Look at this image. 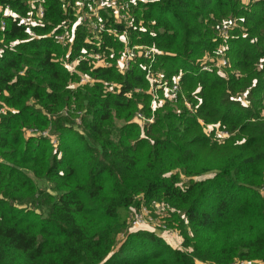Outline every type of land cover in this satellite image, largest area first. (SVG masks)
Listing matches in <instances>:
<instances>
[{
	"label": "trees",
	"instance_id": "trees-1",
	"mask_svg": "<svg viewBox=\"0 0 264 264\" xmlns=\"http://www.w3.org/2000/svg\"><path fill=\"white\" fill-rule=\"evenodd\" d=\"M75 1L43 0L38 16L28 0H0V264H264V0H133L130 22L107 18L157 47L154 72L179 75L192 106L160 91L141 129L147 59L119 70L123 42L105 31L86 41ZM72 26L68 51L55 34ZM81 48L111 63L84 58L68 70ZM206 123L230 135L213 138ZM206 152L219 160L204 165ZM140 199L162 203L179 245L123 231L120 210Z\"/></svg>",
	"mask_w": 264,
	"mask_h": 264
},
{
	"label": "built area",
	"instance_id": "built-area-1",
	"mask_svg": "<svg viewBox=\"0 0 264 264\" xmlns=\"http://www.w3.org/2000/svg\"><path fill=\"white\" fill-rule=\"evenodd\" d=\"M133 0H76L74 13L77 16L74 24L83 22L87 25L89 30V35H86L85 40L88 42L99 44L100 32H109L116 35L123 42V49L121 54L117 57L116 66L119 70H124L127 68L131 61L135 60L137 57L142 56L147 59V62L143 65L145 67V77L149 80V86L147 91L150 94L149 106L151 109V114L146 116L141 111L136 112V119L141 122H148L153 120V110L155 106L161 103L160 91L163 95L170 99H175L183 94L181 93L180 87V77L175 75L171 80L164 78L159 72H154L152 64L158 53L157 47L154 45H148L143 43H134L130 40L127 29L118 30L117 28L107 24V18L110 17L112 20L120 22L129 20L128 9L130 3ZM30 6L34 7V12L36 15L41 16L44 12L43 0H28ZM102 11L107 12V16H102ZM9 11V6L6 4L4 7V12ZM33 11V10H32ZM4 25V20L0 18V26ZM74 25V26H75ZM74 26L70 30L65 29L63 32H57L55 37L64 42L68 43V51L70 50L72 40L74 37ZM31 36H38L35 32H31ZM114 51L110 52L109 55L112 56ZM91 58L95 64H110L111 61L107 60V56L101 51H92L85 48H81V53L74 57L71 61L64 60V65L68 70L76 71L75 65L80 59ZM226 62L225 58L219 57L215 63L216 66H222ZM203 69L209 67V64H203L201 66ZM80 81H87V76L80 74ZM184 98V96H183ZM185 105L191 109V104L184 98ZM217 136H224L229 134L226 130H219L216 126L214 129ZM42 134H49L48 130L40 131ZM52 142L56 143V138L51 136ZM151 205L145 204V202L139 204L137 209L131 214L130 226L137 228H147L156 231V228L163 232H169L173 229L167 226L164 221L160 219L161 215L156 212V209L161 207L159 201L151 202ZM232 264H262L260 259L256 258H238Z\"/></svg>",
	"mask_w": 264,
	"mask_h": 264
},
{
	"label": "rangeland",
	"instance_id": "rangeland-1",
	"mask_svg": "<svg viewBox=\"0 0 264 264\" xmlns=\"http://www.w3.org/2000/svg\"><path fill=\"white\" fill-rule=\"evenodd\" d=\"M243 1H248V0H243ZM128 22H130L129 20L127 21V23ZM236 23V20H234V19H230V20H228L227 22H226V24L224 25V29H222V31H221V33H220V35L221 36H225L226 34H227V30H228V28L231 26V25H233V24H235ZM226 27H227V30H226ZM219 57H221V56H218V57H216L215 58V62L214 63H216V61H217V59L219 58ZM208 58H210V59H213L214 57L213 56H209ZM224 58V57H223ZM225 60H226V58H225ZM225 64H226V62H225ZM224 64V65H225ZM259 66H261V64H259ZM217 67V69H219V71H224L225 72V70H224V68H223V65L222 66H216ZM159 72V71H158ZM79 83H83L82 81H80V79H79ZM241 99L245 102L246 101V99H245V97H244V94L241 96ZM191 104V103H190ZM191 109H192V107H191ZM135 119H136V117H135ZM138 124H139V126H140V129H141V127L144 125V122H141V121H139V122H137ZM205 131L207 132V133H210V132H212V137L213 138H218V139H224V138H226V137H228L229 135H230V133L229 134H227V135H224V136H217L216 135V132H215V130L214 129H216V126H214L213 125V123H206L205 125ZM219 129V128H218ZM220 130V129H219ZM29 132H31V131H29ZM213 153H209V152H206V153H204L203 154V156L201 157V162L204 164V165H210V164H214V163H216V161L217 160H219L218 158H216V155L214 154V155H212ZM211 173V172H210ZM194 177H196V176H194ZM183 180H186V178L184 177L183 178ZM141 196V194H138L136 197L137 198H139ZM143 200H145V199H140L137 203H134L133 205H131L130 206V208H127V209H124V208H122L121 210H120V215H121V217L122 218H124L125 219V228H124V230L123 231H126V230H132V229H134V227H131L130 226V223H129V221H130V217H131V214H130V212L134 209H137V206L139 205V204H141V203H143ZM142 201V202H141ZM155 201H158V200H155ZM141 202V203H140ZM160 202V201H159ZM161 203V202H160ZM145 204H147V203H145ZM152 203H149V204H147V205H151ZM153 213H158V214H160L161 215V217H160V219L162 218V216L165 214V210L162 208V203H161V207L160 208H158V209H156V212L155 211H153ZM162 220V219H161ZM173 230L172 231H169V232H163L162 230H161V228L160 229H158V228H156V232H159V233H161L164 237H165V239H167V241L168 242H170L172 245H179V243H180V238H181V233L179 232V230L178 229H176V228H172ZM122 231V232H123ZM122 232H119L118 233V235H117V240L119 241L120 239H122L123 238V233ZM256 259H258V258H256ZM211 264V263H210Z\"/></svg>",
	"mask_w": 264,
	"mask_h": 264
},
{
	"label": "crops",
	"instance_id": "crops-1",
	"mask_svg": "<svg viewBox=\"0 0 264 264\" xmlns=\"http://www.w3.org/2000/svg\"><path fill=\"white\" fill-rule=\"evenodd\" d=\"M174 246H177V245H174Z\"/></svg>",
	"mask_w": 264,
	"mask_h": 264
}]
</instances>
